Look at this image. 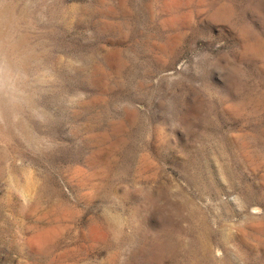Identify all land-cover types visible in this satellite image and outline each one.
Wrapping results in <instances>:
<instances>
[{
  "label": "rangeland",
  "instance_id": "obj_1",
  "mask_svg": "<svg viewBox=\"0 0 264 264\" xmlns=\"http://www.w3.org/2000/svg\"><path fill=\"white\" fill-rule=\"evenodd\" d=\"M0 264H264V0H0Z\"/></svg>",
  "mask_w": 264,
  "mask_h": 264
},
{
  "label": "clouds",
  "instance_id": "obj_2",
  "mask_svg": "<svg viewBox=\"0 0 264 264\" xmlns=\"http://www.w3.org/2000/svg\"><path fill=\"white\" fill-rule=\"evenodd\" d=\"M5 79H4V69L0 68V88L4 87Z\"/></svg>",
  "mask_w": 264,
  "mask_h": 264
}]
</instances>
